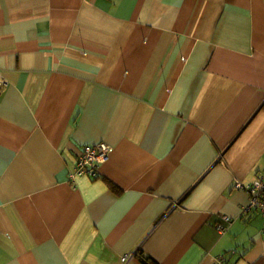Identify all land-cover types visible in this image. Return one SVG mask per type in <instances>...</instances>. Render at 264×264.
<instances>
[{
    "label": "crops",
    "instance_id": "1",
    "mask_svg": "<svg viewBox=\"0 0 264 264\" xmlns=\"http://www.w3.org/2000/svg\"><path fill=\"white\" fill-rule=\"evenodd\" d=\"M0 79V264H264V0H0Z\"/></svg>",
    "mask_w": 264,
    "mask_h": 264
},
{
    "label": "built area",
    "instance_id": "2",
    "mask_svg": "<svg viewBox=\"0 0 264 264\" xmlns=\"http://www.w3.org/2000/svg\"><path fill=\"white\" fill-rule=\"evenodd\" d=\"M3 85H5V82L0 79V88ZM108 153L109 146L103 142L83 146L77 156L75 172L72 177L84 176L95 178L100 164L107 160ZM233 186L234 189L242 190L247 195V200L241 207L240 216L244 217L252 213H257L263 219L261 232L264 233V173L247 184L234 180ZM234 220L235 218L228 215H221L214 224L217 234L219 236L226 234ZM132 257V253L122 255L120 259L121 264H129ZM215 264H227V262L223 256H218L215 258Z\"/></svg>",
    "mask_w": 264,
    "mask_h": 264
}]
</instances>
